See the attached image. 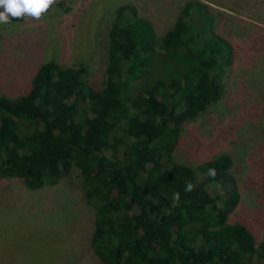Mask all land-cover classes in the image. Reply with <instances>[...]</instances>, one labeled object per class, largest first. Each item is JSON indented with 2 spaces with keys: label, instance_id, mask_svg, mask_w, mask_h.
<instances>
[{
  "label": "trees",
  "instance_id": "1",
  "mask_svg": "<svg viewBox=\"0 0 264 264\" xmlns=\"http://www.w3.org/2000/svg\"><path fill=\"white\" fill-rule=\"evenodd\" d=\"M216 11L206 0L118 1L101 68L46 61L21 93L0 96V177L29 190L78 178L97 264H264V206L245 201L229 154L171 156L223 98L237 58Z\"/></svg>",
  "mask_w": 264,
  "mask_h": 264
},
{
  "label": "rangeland",
  "instance_id": "2",
  "mask_svg": "<svg viewBox=\"0 0 264 264\" xmlns=\"http://www.w3.org/2000/svg\"><path fill=\"white\" fill-rule=\"evenodd\" d=\"M118 1L125 0H54L40 19L9 17L0 24V96L21 93L46 61L101 68ZM128 1L142 8L159 0ZM206 1L218 9L216 26L235 43L237 58L224 77L223 98L184 127L172 160L195 165L225 152L245 201L264 206V0ZM93 214L76 177L37 190L0 177V264H97Z\"/></svg>",
  "mask_w": 264,
  "mask_h": 264
},
{
  "label": "clouds",
  "instance_id": "3",
  "mask_svg": "<svg viewBox=\"0 0 264 264\" xmlns=\"http://www.w3.org/2000/svg\"><path fill=\"white\" fill-rule=\"evenodd\" d=\"M53 3L54 0H0V24L10 23L9 17L40 19ZM209 174L214 175V170H209Z\"/></svg>",
  "mask_w": 264,
  "mask_h": 264
}]
</instances>
